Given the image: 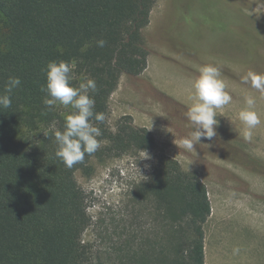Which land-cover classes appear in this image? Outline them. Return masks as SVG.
<instances>
[{"label": "trees", "instance_id": "obj_1", "mask_svg": "<svg viewBox=\"0 0 264 264\" xmlns=\"http://www.w3.org/2000/svg\"><path fill=\"white\" fill-rule=\"evenodd\" d=\"M155 0H0V93L21 79L12 106L0 109V264H206L205 224L212 213L206 184L180 163L160 156L131 191L133 219L115 233L100 261L83 236L91 224L87 195L76 181L92 158L156 147L146 128L124 117L112 131L109 99L123 75L147 69L143 30ZM107 43L98 47L97 41ZM75 63L73 83L94 79L103 141L67 168L56 156L54 130L73 111L42 103L49 61ZM49 132V138L44 135ZM98 260V263L96 261Z\"/></svg>", "mask_w": 264, "mask_h": 264}, {"label": "rangeland", "instance_id": "obj_2", "mask_svg": "<svg viewBox=\"0 0 264 264\" xmlns=\"http://www.w3.org/2000/svg\"><path fill=\"white\" fill-rule=\"evenodd\" d=\"M143 37L147 69L121 77L107 124L115 131L130 117L135 127L152 128L156 147L147 151L151 159H143L146 151L107 154L76 172L91 217L85 243L107 261L116 231L132 223L133 186L168 156L207 186L212 213L204 227L206 264H264V94L242 80L250 72L264 74V0H155ZM205 64L220 69L233 99L218 110L217 136L187 151L180 141L193 125L185 113ZM249 95L256 98L261 123L245 140L237 114Z\"/></svg>", "mask_w": 264, "mask_h": 264}, {"label": "clouds", "instance_id": "obj_3", "mask_svg": "<svg viewBox=\"0 0 264 264\" xmlns=\"http://www.w3.org/2000/svg\"><path fill=\"white\" fill-rule=\"evenodd\" d=\"M98 47H104L106 41L98 40ZM75 63L66 60L49 61L42 71L46 74V84L41 85L44 94L42 103L47 111H53L56 106L71 108V114L66 115L64 130H54L53 135L57 144L55 156L67 168L83 162L85 155L96 153L102 146L101 129L93 123L105 122V114L95 111V98L92 95L98 91L94 79L84 77L78 84L73 83ZM245 84L264 94V74L248 73L242 78ZM21 84L17 76H9L0 93V109L12 106L14 90ZM185 116L193 125V131L181 139L180 144L187 151H192L201 139L212 140L217 136L216 126L218 110L232 102V96L226 91V84L221 77L220 69L212 64H205L199 68V75L192 83V92ZM245 107L238 114L237 119L244 129V139L252 138V130L260 125L261 120L255 109L256 98L245 97ZM222 115V114H221ZM231 120V119H230ZM231 122H233L231 120ZM152 129V128H151ZM149 129V131L151 130ZM234 131H238L236 126ZM49 138V132H43ZM143 159H151L146 151ZM150 167V165H145Z\"/></svg>", "mask_w": 264, "mask_h": 264}, {"label": "bare ground", "instance_id": "obj_4", "mask_svg": "<svg viewBox=\"0 0 264 264\" xmlns=\"http://www.w3.org/2000/svg\"><path fill=\"white\" fill-rule=\"evenodd\" d=\"M178 98V97H177ZM183 99V98H182ZM187 99V98H186ZM258 107V106H257ZM239 126V125H238ZM237 128V127H236ZM254 207V206H253ZM249 213V211H247ZM240 217V216H239ZM245 219V218H244Z\"/></svg>", "mask_w": 264, "mask_h": 264}]
</instances>
